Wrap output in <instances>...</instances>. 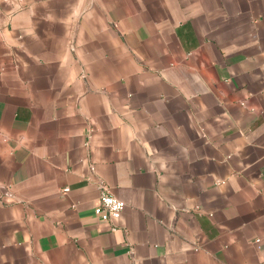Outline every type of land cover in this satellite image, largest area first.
<instances>
[{
    "label": "crops",
    "instance_id": "1",
    "mask_svg": "<svg viewBox=\"0 0 264 264\" xmlns=\"http://www.w3.org/2000/svg\"><path fill=\"white\" fill-rule=\"evenodd\" d=\"M0 264H264V0H0Z\"/></svg>",
    "mask_w": 264,
    "mask_h": 264
},
{
    "label": "built area",
    "instance_id": "2",
    "mask_svg": "<svg viewBox=\"0 0 264 264\" xmlns=\"http://www.w3.org/2000/svg\"><path fill=\"white\" fill-rule=\"evenodd\" d=\"M125 206L126 203L124 201L115 197L105 185H101V194L96 213L104 222L112 224L113 231L117 230L115 222L121 216Z\"/></svg>",
    "mask_w": 264,
    "mask_h": 264
}]
</instances>
